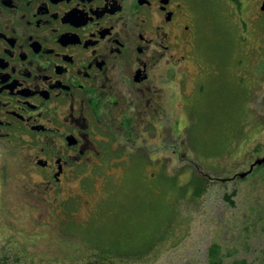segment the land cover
I'll use <instances>...</instances> for the list:
<instances>
[{
	"label": "rangeland",
	"instance_id": "1",
	"mask_svg": "<svg viewBox=\"0 0 264 264\" xmlns=\"http://www.w3.org/2000/svg\"><path fill=\"white\" fill-rule=\"evenodd\" d=\"M203 2L208 24L195 57L183 59L182 78L171 72L175 82L167 68L164 114L152 119L156 133L140 135L146 167L104 166L100 174L92 163L48 194L42 176L28 171L30 149L0 154V264H88L96 251L82 238L120 251L110 264H264L263 30L253 6ZM217 67L218 91L196 93ZM168 171L179 185L202 180L203 193L149 187ZM70 195L78 202L70 219L88 224L67 226L69 216L54 209Z\"/></svg>",
	"mask_w": 264,
	"mask_h": 264
},
{
	"label": "flooded vegetation",
	"instance_id": "2",
	"mask_svg": "<svg viewBox=\"0 0 264 264\" xmlns=\"http://www.w3.org/2000/svg\"><path fill=\"white\" fill-rule=\"evenodd\" d=\"M203 1L0 0V154L30 149L48 194L92 163L132 164L164 114L167 68L175 82L195 57ZM240 2L263 42L264 0Z\"/></svg>",
	"mask_w": 264,
	"mask_h": 264
},
{
	"label": "trees",
	"instance_id": "3",
	"mask_svg": "<svg viewBox=\"0 0 264 264\" xmlns=\"http://www.w3.org/2000/svg\"><path fill=\"white\" fill-rule=\"evenodd\" d=\"M229 41V39H228ZM213 48H215L213 46ZM262 65H264V61H262ZM264 67V66H262ZM220 70H221V67H217V70H216V73H220ZM211 74L209 76V78L211 77L212 79V83L209 85L208 82H205L206 80H204L203 83H200L201 86L199 88V91H201L202 93H205V92H211V89H212V86L214 87L215 91H218L219 87H220V76L221 75H218L217 74ZM233 76L235 77V79H240V80H244L245 77H239L238 75H235L233 74ZM223 86H224V89L226 91L227 88H229V91L232 89V85H231V79H230V73H227L226 75V78L224 80V83H223ZM145 157L148 159V157L142 153H135L134 155V160L132 162V164L128 165V164H124L123 167L124 169L128 170V169H137L138 167H142V166H147L146 163H145ZM91 165H87V166H84L82 168L83 171L89 169ZM102 167L104 166H99L96 167L94 166L93 168L96 169V171L100 172V174H102ZM157 179V182H152L151 185L149 187H157L159 188L160 190V193L162 190H166V183L170 184L173 189H177V192L179 195H181L182 197L184 196V194L187 192V190L191 189L192 191L189 192L190 194H193V196H196L197 198L203 193L204 189L201 187L202 185V180L200 179H197L195 176L193 177H190V181L189 183L183 185L182 183L179 185V175L177 173H171V172H165L164 173H159L157 174L156 178ZM183 188V189H182ZM182 189L183 192H180ZM73 203V206H71V210L69 211V213L75 211L76 209V201H71ZM68 220V224H80V225H85V224H88V223H78L72 219H70V217H67L66 218ZM67 220L66 221V225H67ZM69 220H71L69 222ZM73 221L75 223H73ZM70 232L72 234L78 232L77 230H75L73 227H70ZM76 231V232H74ZM83 241H86L87 244H92L93 246V250L96 251V259L94 261H92L91 263H88V264H110L109 261H112V258L113 257H117L115 256L116 254L120 253V251H117L114 249L113 245L111 244H108V243H105L101 240H97L96 238L93 239V238H82ZM151 248V247H150Z\"/></svg>",
	"mask_w": 264,
	"mask_h": 264
}]
</instances>
